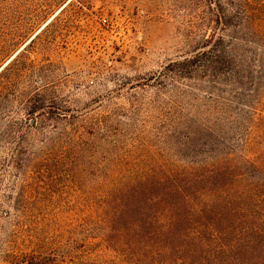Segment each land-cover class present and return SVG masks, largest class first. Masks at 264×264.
<instances>
[{"label": "rangeland", "instance_id": "1", "mask_svg": "<svg viewBox=\"0 0 264 264\" xmlns=\"http://www.w3.org/2000/svg\"><path fill=\"white\" fill-rule=\"evenodd\" d=\"M241 2L0 0V68L27 47L43 73L22 88L55 102L0 140V264L118 261L104 208L119 188L226 154L264 159V41L246 40ZM218 36L228 64L185 62Z\"/></svg>", "mask_w": 264, "mask_h": 264}, {"label": "trees", "instance_id": "2", "mask_svg": "<svg viewBox=\"0 0 264 264\" xmlns=\"http://www.w3.org/2000/svg\"><path fill=\"white\" fill-rule=\"evenodd\" d=\"M254 2L238 4L249 42L256 37L264 41V5ZM217 16L223 23L230 19L225 11ZM206 42L209 50L185 62L201 56L230 62L223 59L229 55L223 36ZM27 52L25 47L0 68V140L14 138L17 128L23 135V126L38 124L54 107L53 98L46 100L40 88H22L27 71L43 73L42 66L27 61ZM17 111L22 115L18 122L11 115ZM120 189L104 208L105 241L119 252L118 261L78 255L66 262L62 256L20 252L11 255V264H264V159L226 154L202 168L146 177Z\"/></svg>", "mask_w": 264, "mask_h": 264}]
</instances>
